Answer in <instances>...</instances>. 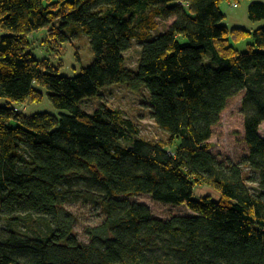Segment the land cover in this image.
<instances>
[{
    "label": "trees",
    "instance_id": "1",
    "mask_svg": "<svg viewBox=\"0 0 264 264\" xmlns=\"http://www.w3.org/2000/svg\"><path fill=\"white\" fill-rule=\"evenodd\" d=\"M223 1L0 0V28L8 32L0 41V97L42 102L41 85L56 109L68 111L29 117L0 106V264H264V26L228 28ZM249 14L263 21L264 3L253 2ZM159 19L173 22L156 34ZM41 29L62 43L72 39L67 29L84 33L93 63L75 77L46 66L29 52L28 36ZM248 38L247 52L231 43ZM135 41L137 71L125 57ZM117 84L148 92L168 142L141 137L101 101L94 113L83 110L84 100ZM240 93L245 165L256 173L249 179L257 193L241 165H226L210 149L214 127ZM79 184L98 191L105 215L89 244L64 206L79 197ZM199 186L218 198L194 199ZM142 194L186 205L194 216L162 220L119 198Z\"/></svg>",
    "mask_w": 264,
    "mask_h": 264
},
{
    "label": "rangeland",
    "instance_id": "2",
    "mask_svg": "<svg viewBox=\"0 0 264 264\" xmlns=\"http://www.w3.org/2000/svg\"><path fill=\"white\" fill-rule=\"evenodd\" d=\"M253 2H263L264 0H225L221 4V10L225 14L223 24L230 29L240 28L248 31H255L264 26L263 21H253L250 18L249 7ZM234 4H238L234 7ZM173 22V19L158 20L160 25L159 32L165 30ZM71 36V40L65 43L59 41H49L47 29H41L28 36L31 46V52L40 61L46 62V66L59 70V73L67 77H75L82 73L84 68L89 67L95 55L91 48L89 37L84 33H72L71 30L65 31ZM8 32L0 28L1 37ZM76 34V35H75ZM185 41V39H183ZM240 52H247L250 44L254 43L253 38H248L239 43L232 40L231 42ZM126 65L137 71L141 59V43L135 41L132 48L125 54ZM36 88L44 93L42 102L32 103H14L10 99L0 97V106L12 107L17 109L22 114L32 117L37 113L48 112L60 117L61 114H68L66 110H58L51 103L48 97V90L36 85ZM243 93L232 98L228 107L223 112L221 121L213 129V137L210 140L211 152L226 165L236 164L241 165L244 180L251 191L258 192L257 184L250 182L249 178L256 177V173L247 165L245 160L248 156V148L244 141L245 131V115L242 112ZM105 103L114 110L123 112L124 116L131 119L139 128L140 136L153 142H168L169 135L163 132L152 119L150 110L149 94L145 90L141 94L130 92L126 85L117 84L102 91L99 98H90L84 100L82 108L88 113H94L99 102ZM11 125L19 126V123L12 121ZM260 133L264 136V124L261 127ZM176 145L179 143L176 142ZM122 145H131V142L124 140ZM79 197H73L69 202L65 203V209L74 214L76 225L74 228L75 234L83 244H89L91 241L90 229L102 224L105 215L99 204V194L92 187L79 184L77 187ZM211 195L218 198L219 194L209 187L199 186L194 192V199L202 200L204 196ZM122 200H127L131 203L147 205L155 218L168 220L173 216H194L186 205L173 206L155 201L149 195H137L134 197H119Z\"/></svg>",
    "mask_w": 264,
    "mask_h": 264
},
{
    "label": "built area",
    "instance_id": "3",
    "mask_svg": "<svg viewBox=\"0 0 264 264\" xmlns=\"http://www.w3.org/2000/svg\"><path fill=\"white\" fill-rule=\"evenodd\" d=\"M234 7H237V4H234Z\"/></svg>",
    "mask_w": 264,
    "mask_h": 264
}]
</instances>
